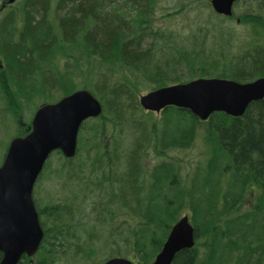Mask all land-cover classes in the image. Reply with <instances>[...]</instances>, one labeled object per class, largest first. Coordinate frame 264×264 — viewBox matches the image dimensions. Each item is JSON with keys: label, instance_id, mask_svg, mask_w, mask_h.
Listing matches in <instances>:
<instances>
[{"label": "trees", "instance_id": "16d2710c", "mask_svg": "<svg viewBox=\"0 0 264 264\" xmlns=\"http://www.w3.org/2000/svg\"><path fill=\"white\" fill-rule=\"evenodd\" d=\"M161 1L15 0L3 9L0 113L27 110L29 122L40 103L82 88L102 105L81 123L73 156L55 150L46 159L35 185L49 172L59 195L42 202L33 189L43 236L17 264L114 255L148 264L186 210L195 243L171 264H264V98L241 116L206 119L173 105L145 110L138 100L197 77L264 76V0H238V20L209 0L171 11ZM185 11L183 32L174 18ZM231 21L247 26L244 39ZM247 192L253 204L241 209Z\"/></svg>", "mask_w": 264, "mask_h": 264}, {"label": "water", "instance_id": "95a60500", "mask_svg": "<svg viewBox=\"0 0 264 264\" xmlns=\"http://www.w3.org/2000/svg\"><path fill=\"white\" fill-rule=\"evenodd\" d=\"M234 1L210 0V4L215 12L231 15ZM262 98L264 76L246 82L197 77L140 94L139 103L154 111L174 105L206 119L214 111L241 116L249 103ZM101 111L100 101L89 90L77 89L56 102L40 105L30 131L10 140L0 164V264H17L22 255L37 250L43 231L33 202L34 183L50 152L60 150L67 157L74 155L81 122ZM194 234L188 216L182 215L149 264H171L179 250L193 246ZM102 264L144 263L116 256Z\"/></svg>", "mask_w": 264, "mask_h": 264}, {"label": "rangeland", "instance_id": "374dc122", "mask_svg": "<svg viewBox=\"0 0 264 264\" xmlns=\"http://www.w3.org/2000/svg\"><path fill=\"white\" fill-rule=\"evenodd\" d=\"M183 1H185V0H162L161 4H162V6H164L165 10L171 11L173 9V7L178 8ZM239 4L235 7L236 12L239 11V8H238ZM158 14H159V16L157 15V18H159V19L156 23L161 24V23H163V20L165 21V19L163 16H161L162 13H158ZM186 15H187V12L185 11L184 14L178 13L177 16H175L174 27H178L177 30L183 29V32L187 31L186 26H182V25H184V21L181 20ZM189 15H191V14H189ZM227 25H229L232 28V30L236 32V34H237L236 39L238 41L244 39V37L247 36L246 34L248 31V28L246 25H243L241 23L238 24L236 21H231V22L227 23ZM146 91H148V90H144L140 94L145 93ZM27 117H29L27 110H26L25 114H20L17 117L14 116V119L13 118L11 119L10 117H6L2 113H0V163L2 161V158L4 157V154H5V151L7 149L10 138L14 137V136L21 137L25 133V131L28 129L29 122H27V120H26V119H28ZM175 156H177L180 159V157L177 155V153H175ZM186 160L188 161V158ZM153 162H155V159L153 160L152 156H150L149 164H151ZM56 183H57V180L52 179V177L50 178L49 172H45L43 175V178H41L39 185H37V184H36L37 186L35 185L34 196H36V198L39 200L41 199L42 202H45V200H47V195L48 196L51 195L55 200L56 197L59 195V187ZM66 191H67V189L65 188V193H66ZM248 192L244 196L245 198L243 197L244 199L242 200V204L240 205L241 209L244 206L249 207L253 204L254 196H252ZM87 210H88V208H87ZM184 214H187L189 216L190 215L189 210L188 211L186 210L185 212H183L181 214V216ZM81 221L84 222L85 219L82 218ZM105 254L106 253H103L100 255L102 259L105 257L104 256ZM114 256H119V255H114Z\"/></svg>", "mask_w": 264, "mask_h": 264}, {"label": "flooded vegetation", "instance_id": "af4514ba", "mask_svg": "<svg viewBox=\"0 0 264 264\" xmlns=\"http://www.w3.org/2000/svg\"><path fill=\"white\" fill-rule=\"evenodd\" d=\"M1 7H3L4 8V6H1ZM0 7V16H1V14H2V12H3V8H1ZM1 65V64H0ZM22 258V257H21Z\"/></svg>", "mask_w": 264, "mask_h": 264}, {"label": "bare ground", "instance_id": "6f19581e", "mask_svg": "<svg viewBox=\"0 0 264 264\" xmlns=\"http://www.w3.org/2000/svg\"><path fill=\"white\" fill-rule=\"evenodd\" d=\"M250 104V103H249Z\"/></svg>", "mask_w": 264, "mask_h": 264}]
</instances>
